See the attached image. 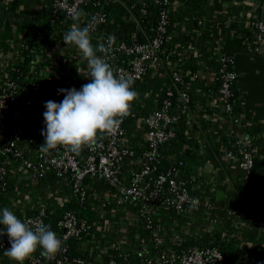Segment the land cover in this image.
Returning a JSON list of instances; mask_svg holds the SVG:
<instances>
[{
	"label": "built area",
	"instance_id": "built-area-1",
	"mask_svg": "<svg viewBox=\"0 0 264 264\" xmlns=\"http://www.w3.org/2000/svg\"><path fill=\"white\" fill-rule=\"evenodd\" d=\"M4 1L0 0V5ZM90 1L93 0H53L54 15L63 14L81 27L91 24L90 34L98 45L114 30L115 17L111 12L108 16L105 7L119 11V20L125 23L123 29L139 30L143 41H136L135 32H131L129 43L115 36L108 62L119 76L131 79L134 88L135 83L146 76L150 63L162 56L165 61H174L171 87L156 107L137 120L139 124L134 127L133 134L144 129L146 148L141 161L133 166L135 152L129 144L126 127L129 117L133 116V104L115 132L98 133L95 142L78 151L58 146L44 154L39 151V146L44 143L41 130L45 127L43 113L46 111L42 85L33 82L27 92L19 93L14 82L8 81L7 77L2 79L5 87L0 90V215L7 207L22 221L40 220L63 241L62 249L55 255H44L43 249L38 247L25 264H128L126 257L117 260L107 252L115 245L107 232L124 224V217L128 215H132L149 236L141 247L142 264H230L218 248L207 245H195L179 252L172 250L171 243L164 239L163 227H160L161 220L170 212L180 218L190 209H202L204 213L213 209L201 194L198 197L190 195L180 173L183 162L171 165L165 173L154 175L159 165V148L174 136L173 125L178 123L180 115L189 112V97L179 89L181 77L177 68L178 62L193 52V46L188 44L167 52L163 48L169 39L170 14L177 0H94L91 9H87ZM146 6L150 7V14ZM142 18L148 22L146 29L142 28ZM251 27L256 41L262 43L264 21L252 22ZM121 29L122 26L117 24L116 30ZM64 34L62 29L57 31L59 36ZM217 74L220 80L218 94L224 99L226 116L232 117L231 84L237 77L232 59L221 56ZM174 93L180 100L176 106L172 101ZM184 121L188 124L187 118ZM256 155L258 149L250 141L237 140L227 145L226 157L240 172L246 191L256 184L252 177ZM97 181L105 187L92 190L91 185ZM35 184L38 195L31 197L30 189ZM88 202L106 221L107 232L103 229L99 237L93 238L90 226L78 216L80 208ZM64 205H72L75 210H65L54 225L48 223L46 218ZM258 223L264 230V220ZM197 233L198 230H193L187 235L199 240ZM83 236H89L88 242L95 252L89 259L68 258L66 241ZM8 247L7 237L0 238V263Z\"/></svg>",
	"mask_w": 264,
	"mask_h": 264
},
{
	"label": "crops",
	"instance_id": "crops-1",
	"mask_svg": "<svg viewBox=\"0 0 264 264\" xmlns=\"http://www.w3.org/2000/svg\"><path fill=\"white\" fill-rule=\"evenodd\" d=\"M10 1L5 0L0 5V13H4L0 19L1 81L22 59L21 47L31 36L22 23L32 15L38 19L36 13L47 9L49 0H17L13 9ZM171 14L175 22L168 47L177 50L188 44L193 46L189 55H194L188 69H195L198 79L206 86L218 82L219 58L227 56L232 59L237 74L234 84L237 95L232 117H228L224 111V99L219 94H208L205 89L192 94V106L184 116L188 125L195 128L191 132L196 141L192 150L202 162L197 172L209 179L201 196L209 200L213 209L210 213L190 209L180 218L168 215L161 220L164 239L173 243L177 241L175 236L190 235L193 230H198L203 242L214 235L235 234L239 236L244 261L264 264V230L258 227L259 223L246 221L251 205L247 203L249 192L240 172L226 157L227 146L225 148V143L250 141L264 162V41H253L254 34L249 30L252 22L264 21V2L177 0ZM63 37L57 35L53 42L39 39L40 50L31 63L28 82L42 85L45 101L60 103L64 96L58 93V89L80 90L82 85L90 82L86 77L87 59L76 46L65 44ZM91 42L93 46L97 45L93 38ZM173 66L174 61L171 63L162 56L157 57L150 63L146 76L134 87L139 94L136 101L144 107V112L156 107L162 93L171 87ZM37 188V184L31 187V197H37ZM254 188H264V176L256 181ZM124 221L117 227L114 237H110L115 243L126 246V228L136 220L128 215ZM0 264H13V261L5 256Z\"/></svg>",
	"mask_w": 264,
	"mask_h": 264
},
{
	"label": "trees",
	"instance_id": "trees-1",
	"mask_svg": "<svg viewBox=\"0 0 264 264\" xmlns=\"http://www.w3.org/2000/svg\"><path fill=\"white\" fill-rule=\"evenodd\" d=\"M9 1V0H7ZM17 0H11V8L13 9L16 5ZM264 2V0H260ZM93 1H90L86 6L87 9H91ZM133 3V1H132ZM53 0L48 1L47 9L44 11L36 13L38 15V19L36 15L29 16L24 20L22 23L23 27L26 28L30 33L31 36L27 39V41L21 47V56L22 59L17 61L14 66L8 72L7 79L10 82H14L17 87L19 93L27 92L32 83H29L30 79V67L33 60V57L38 54L40 47H39V39H44L49 42H53L57 40L56 32L58 30L68 31L69 27L74 26L72 21L64 16L63 14H56L54 15L53 12ZM136 4V3H135ZM148 13L150 14V7L146 6ZM106 14L110 16V12L115 17L112 25L114 29L112 34L115 35L118 39L125 40L126 42H130L131 32L136 33V41L141 42L143 41L142 36L140 35V31L136 29H123L125 28V23L121 22L120 19V12L117 10H113L109 6L105 7ZM142 28L146 29L149 27L148 22L145 18H142ZM174 17L170 14V20L167 30V36L169 39L166 40L164 43L163 48L165 51H170L171 49L168 47L170 36L173 33V26H174ZM117 24L122 26L121 30H116ZM76 25V24H75ZM251 33L253 32L254 38L253 41L256 40L255 32L253 28H249ZM117 34V35H116ZM248 34L250 32L248 31ZM193 55H188L187 58L181 59L178 62L179 66L177 70H179V74L181 77V82L179 84L180 91L189 97V108L192 106V94L200 91L201 89L207 92L208 94L216 95L219 92L220 87V80L216 82L214 85L209 86L205 85L203 81H200L197 76V71L195 69H188V66L191 59H193ZM176 59V58H173ZM177 60V59H176ZM218 67V65H217ZM189 71V72H187ZM219 78V77H218ZM28 83V84H27ZM139 82L135 83L136 86ZM235 81L232 82L231 88L233 97L231 101H234L237 95V91L235 89ZM26 86V87H25ZM5 87L4 81L0 80V90ZM43 93V91H42ZM165 92L162 93V99L164 98ZM44 96V93H43ZM191 98V99H190ZM161 99V100H162ZM173 106L179 104L178 101L179 97L177 94L174 93L172 97ZM132 110L131 114L133 116L129 117L126 127L128 130V135L130 136L129 144L133 148L135 152V157L133 158V166L138 165V162L141 161L142 153L146 148V140L144 138V129H141L139 134L134 133V127L138 125V119L145 113L144 107L138 102L134 101L132 103ZM233 108V104H232ZM205 111L206 108H203ZM185 116L182 114L180 115V119L178 123L173 125L174 136L172 139L166 141L160 148H159V165L158 170L154 175L159 173H165L167 169L181 161L183 162V167L180 168L181 177L186 181L187 188L189 189L190 195L192 197H198L199 194H202L205 185L209 182V179L204 176L203 174H198L199 167L202 165L201 159L199 156L195 155L194 150H192V146L196 143L195 139L191 136V132H194V126L188 125L184 122ZM230 143H225V148ZM137 163V164H136ZM264 162L256 155L254 158V167L252 170V177L256 181L258 179L263 178L264 176ZM245 183V181H244ZM104 184L100 181L95 182L91 185L92 190H100L104 188ZM247 194V203L250 205V210L248 216L246 217L247 223H254V222H261L264 220V188H252L248 191ZM254 201V205L252 202ZM253 205V206H252ZM108 209V208H107ZM65 210H75V207L72 205H64L60 208H56L53 211L52 216L46 218V221L51 225H54L61 217ZM170 212V211H169ZM174 216V214H171ZM78 216L87 222L90 226L91 234L93 238L99 237L100 233L103 229L106 230L107 228L105 225V218L100 216L99 211L91 205L89 202L86 203L82 208H80L78 212ZM162 222H160V227L162 228ZM111 229L107 233L111 234V237H114V234L117 233L118 228ZM125 234H128V237L125 239L128 241V245L125 246L123 243H115L114 248L108 249L107 252L113 254L114 258L117 260H122L126 257V261L128 264H142L143 261V253L141 247L145 242V238H149V236L144 231L142 225L135 221L133 224L129 225L126 228ZM174 240L176 242L171 243V249L179 252L181 250H185L191 246L199 245H207L211 247L218 248L224 255L225 260L230 264H247L244 261V253L241 248L239 236L235 234H228V235H214L209 238L208 241L203 242L202 240H195L192 239L189 235L186 236H175ZM89 236H83L80 239L71 237L66 241L67 252L66 256L68 258H75L80 257L84 259H89L90 256L94 253L90 243L88 242Z\"/></svg>",
	"mask_w": 264,
	"mask_h": 264
},
{
	"label": "clouds",
	"instance_id": "clouds-1",
	"mask_svg": "<svg viewBox=\"0 0 264 264\" xmlns=\"http://www.w3.org/2000/svg\"><path fill=\"white\" fill-rule=\"evenodd\" d=\"M91 27V24L83 27L76 24L64 34L65 44L76 46L87 59L86 77L90 82L82 85L80 90L58 89L64 99L60 103L52 100L44 103L41 153L48 154L58 146L78 151L95 142L98 133L115 132L122 118L129 114L132 103L138 99L134 82L119 76L108 62L115 35L109 34L105 42L93 46ZM5 236L10 247L5 249L4 255L13 264H25L38 247L43 249L42 254L49 256L63 247V241L49 225L40 220L22 221L7 207L0 215V238Z\"/></svg>",
	"mask_w": 264,
	"mask_h": 264
},
{
	"label": "water",
	"instance_id": "water-1",
	"mask_svg": "<svg viewBox=\"0 0 264 264\" xmlns=\"http://www.w3.org/2000/svg\"><path fill=\"white\" fill-rule=\"evenodd\" d=\"M3 16H4V13L1 12V13H0V19L3 18Z\"/></svg>",
	"mask_w": 264,
	"mask_h": 264
}]
</instances>
